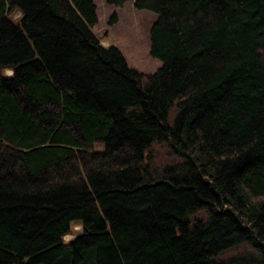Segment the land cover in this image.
<instances>
[{"label":"trees","instance_id":"trees-1","mask_svg":"<svg viewBox=\"0 0 264 264\" xmlns=\"http://www.w3.org/2000/svg\"><path fill=\"white\" fill-rule=\"evenodd\" d=\"M132 5L151 73L93 0H0V264H264V0Z\"/></svg>","mask_w":264,"mask_h":264},{"label":"rangeland","instance_id":"rangeland-1","mask_svg":"<svg viewBox=\"0 0 264 264\" xmlns=\"http://www.w3.org/2000/svg\"><path fill=\"white\" fill-rule=\"evenodd\" d=\"M132 2L133 0H127L121 6L111 8L103 0H93L96 21L91 27V32L101 46L116 47L129 68L141 73H151L159 66V61L149 54L148 32L153 15L145 10H135ZM112 13L114 20L110 23L109 18ZM16 16L17 14L13 15ZM4 74H9V71H5ZM149 151L153 156L152 167L157 170L175 160L169 155L165 144L153 143ZM69 227L70 231L63 236V242H69L81 233L78 223H70ZM245 249L239 247L222 255L238 254Z\"/></svg>","mask_w":264,"mask_h":264}]
</instances>
